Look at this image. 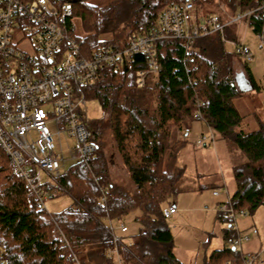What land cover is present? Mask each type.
I'll return each instance as SVG.
<instances>
[{"label":"trees","instance_id":"obj_1","mask_svg":"<svg viewBox=\"0 0 264 264\" xmlns=\"http://www.w3.org/2000/svg\"><path fill=\"white\" fill-rule=\"evenodd\" d=\"M70 1L87 55L119 38L125 41L132 34L156 30L160 11L172 1L185 0H110L103 5ZM191 1L196 15L215 13L209 0ZM221 1L231 14L254 10L242 19L253 32L261 31L264 13L257 7L264 0ZM234 30L231 23L196 37L187 51L182 39L157 40L158 69L145 74L143 85L137 77L145 57L137 53L131 69L105 67L86 87L87 99H97L101 108V116L87 123L97 144L95 155L89 166L72 164L58 181L43 182L51 196L69 194L70 206L56 212L40 209L0 147V259L5 264H115L106 254L113 240L105 220L123 219L136 210L138 231L129 244L119 246L121 263L184 264L173 251V236L161 210L170 195L194 189L184 186L185 167L177 158L196 112L230 144L226 160L235 184L229 197L234 210L252 212L264 206V122L245 130L244 115L234 102L242 92L232 77L233 56H242L224 47L225 39H234ZM105 34L112 37L105 39ZM243 67L258 88L245 61ZM105 135L115 144L128 187L111 178L101 140ZM219 218L229 223L224 236L234 235L230 217L220 212ZM225 262H241L235 247L212 251L207 264Z\"/></svg>","mask_w":264,"mask_h":264},{"label":"built area","instance_id":"obj_2","mask_svg":"<svg viewBox=\"0 0 264 264\" xmlns=\"http://www.w3.org/2000/svg\"><path fill=\"white\" fill-rule=\"evenodd\" d=\"M194 8L191 0L172 1L158 14L156 30L132 34L125 41L117 39L85 55L70 0H0V147L40 209L46 210L42 181H58L72 164L89 166L95 155L97 144L87 126L85 90L105 67L114 71L131 69L133 55L140 53L145 57V68L138 71L137 83L143 85L145 74L158 69L157 40L182 39L187 51L194 38L221 31L254 11L222 18L218 13L196 15ZM257 9L264 13V4ZM15 32L20 33L18 39L14 38ZM257 35L264 42V24ZM22 41H28L31 47H23ZM233 50L242 57L250 56L245 44H235ZM194 115L201 119L199 113ZM202 134L197 144L213 142L211 132ZM219 210L234 220L236 211L228 195ZM175 212L173 203L161 210L165 219ZM108 221L113 245L106 254L116 256L117 263L122 264L118 249L127 244L123 236L114 234ZM231 228L234 235L228 236L226 242L236 248L248 236L239 235L233 225ZM119 229L127 231L121 219ZM240 255L241 264H257L260 253ZM0 264L5 262L0 259Z\"/></svg>","mask_w":264,"mask_h":264},{"label":"rangeland","instance_id":"obj_3","mask_svg":"<svg viewBox=\"0 0 264 264\" xmlns=\"http://www.w3.org/2000/svg\"><path fill=\"white\" fill-rule=\"evenodd\" d=\"M109 1L90 0V2L99 5L106 4ZM209 4L215 13H219L222 18L231 15L221 0H209ZM75 22L77 34L82 36L83 31L80 28L79 20L75 19ZM234 23V39H225L224 47L227 51L232 52L235 44H245L249 47L250 56L249 58L233 56L232 77L238 72H243L247 76L243 67L245 61L254 83L258 86V88L242 92L234 101L237 109L244 115L243 124L246 126L245 130H251L257 126V122H264V42L257 33L252 31L244 19ZM19 36V32L14 33L15 39H18ZM111 37L110 34L104 35L105 39H110ZM22 42L23 47L28 49L31 47L28 41ZM85 111L88 121L99 118L101 116L99 101L94 98H88L85 103ZM192 122L193 126L187 135L189 141L194 140V137L200 132L197 119ZM211 131L214 136L213 144L205 139L210 144L209 147L200 146L196 150L190 143H187L177 158L178 162L185 167L186 181L183 182L184 186L194 187L200 184V189L179 191L170 195L164 204L166 206L168 203H174L176 206V212L165 220L173 236V249L184 264H202L205 252L209 251L213 242L224 243L222 230L228 224L217 218V212L219 211L220 203L227 200L225 188L228 192H232L235 186L230 165L226 160L230 144L227 140L220 138L215 130L211 129ZM202 135L201 133L195 139L196 145H201L197 144V139ZM101 140H103V152L109 164L111 178L119 186L128 187L129 181L126 169L122 165L121 158L111 136L105 135ZM72 142L73 140L70 139V143ZM62 149L65 151L66 147L63 145ZM42 178L51 180L45 176H42ZM218 178L225 179V181H220L223 186L212 188ZM213 190L218 191V196L213 194ZM44 197V205L48 212L60 211L70 206L73 202L71 196L67 193L51 196L48 191H45ZM219 200L221 202L218 204ZM244 212L241 214L235 212L234 220L231 223L235 232L237 231L241 236H248L247 239L242 238L241 245L236 246L235 249L236 251H240V248L243 249L241 251L244 254L260 253L257 264H264V206H259L252 212L244 209ZM136 215L137 211L133 210L121 219L127 227L126 232L120 231L119 220L114 219L111 221L114 234L123 236L126 244L132 241L133 236L138 231L139 224L136 220ZM105 222L109 224L108 220H105ZM227 245L229 246L228 243ZM245 246L250 248V252L244 250ZM113 258L115 264H118L116 261L117 257L113 256Z\"/></svg>","mask_w":264,"mask_h":264},{"label":"crops","instance_id":"obj_4","mask_svg":"<svg viewBox=\"0 0 264 264\" xmlns=\"http://www.w3.org/2000/svg\"><path fill=\"white\" fill-rule=\"evenodd\" d=\"M251 81V80H250ZM252 83V82H251ZM253 85V84H252ZM253 88H254V86H253ZM197 124H198V128L200 129V132L194 137V140H192V141H189L188 140V138H187V135H188V133L190 132V130H191V127L193 126L192 125V123H191V125H190V127H189V129L188 130H186L185 131V138H186V144L187 143H190L192 146H193V148H196V150H198V148H200V146H203V147H206V146H208L209 147V143L208 142H205V143H203V144H201V145H196L195 144V139L201 134V133H204V132H211L212 133V131H211V128L203 121V120H200V119H197ZM211 144H213V142L211 143ZM230 171H231V169H230ZM220 181H225V179L224 178H222V179H217V180H215V182H214V184L215 185H213L212 186V188H218V187H222L223 186V184L221 185V182ZM199 185L200 184H198L197 186H194L193 188L194 189H191V191H193V190H199L200 188H199ZM221 185V186H220ZM225 188V187H224ZM225 190H226V192H227V195H228V197H230V195H231V193L232 192H228V190L225 188ZM214 191V190H213ZM214 194V193H213ZM214 195H216V196H218V194H214ZM221 201L219 200V202H218V204L220 203ZM174 204V203H173ZM219 214H220V210L217 212V218L219 219V220H221V221H224V222H226V223H228L227 221H225L224 219H220L219 218ZM228 225H229V223L227 224V227H225V228H223V230H222V236H223V239H224V243H221V244H219L218 242H213V244L211 245V247H210V249H209V251L208 252H205V255H204V257H203V263L202 264H207V261H208V257H209V255H210V253L212 252V251H215V250H219V249H222L223 247H229L228 245H227V242H226V237L224 236V234H225V230L228 228ZM215 238V237H214ZM243 251V249H241L240 248V251L239 250H237L236 251V254H237V256L241 259V253L242 254H244L242 251ZM244 250L245 251H247V252H250V248L248 247V246H245V248H244ZM173 251H174V253H175V255L178 257V254L175 252V250L173 249ZM179 258V257H178ZM180 259V258H179ZM181 260V259H180ZM262 261V260H261ZM239 264H241V262L239 263Z\"/></svg>","mask_w":264,"mask_h":264},{"label":"water","instance_id":"obj_5","mask_svg":"<svg viewBox=\"0 0 264 264\" xmlns=\"http://www.w3.org/2000/svg\"><path fill=\"white\" fill-rule=\"evenodd\" d=\"M234 81L240 92H245L253 88L250 79L243 72L236 73L234 75Z\"/></svg>","mask_w":264,"mask_h":264}]
</instances>
